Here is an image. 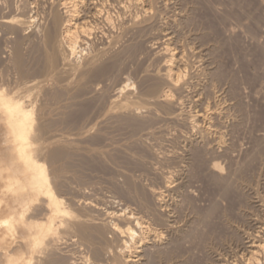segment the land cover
Segmentation results:
<instances>
[{
    "label": "rangeland",
    "instance_id": "374dc122",
    "mask_svg": "<svg viewBox=\"0 0 264 264\" xmlns=\"http://www.w3.org/2000/svg\"><path fill=\"white\" fill-rule=\"evenodd\" d=\"M10 1L9 0H0V7H1L0 12L2 11L0 13V21L6 19V17H8V18L17 17V16L22 17L23 15H24L23 16L24 18L26 17L25 19H29L30 18L29 16L36 14L35 13L36 11H38V13L39 12L41 13L39 15V18H40V16L42 14H44V11L48 10V7H49L48 3L45 0L42 1L43 4L40 5V7H39L41 9L40 11L38 8L35 7V4H33L31 2H27L28 0H20V1L19 0H17V1L16 0H13V1L10 0ZM147 1L150 4V8H151L150 10H152L153 13L150 11L151 14L150 13L147 15L144 14V16H143V13L141 12L140 6H138V8H136V6H134L133 3H131V4L127 3L129 6L127 4H125V5H127L126 9H128V10H125L126 13H124L125 11H122L123 10L122 9L123 3H118L115 1L113 2V0H108V3L111 5L110 6L108 3H106L107 2V0H106L105 1V3H106L105 4V11L109 12V14L111 16L110 17L111 22L109 20L106 23L101 18L95 19V21L97 20L95 23L96 28L93 30V33H95L94 34L95 36L92 33V35L94 37L91 35L92 38L86 40L87 43H82V48H84L83 52L79 53L78 57L75 58L78 61H74V62L72 61L73 63H75L74 66H72L73 64L71 63L70 64L71 67L66 66L68 68V69L65 68L66 70L64 69L63 65H60V63H59L60 61L52 62L53 59L51 58L52 57L51 52H53V51L49 50V49L52 50L51 46L48 43L45 44L46 43L44 40L45 38L41 37L43 32L40 31V28L38 25V20L34 24L31 23L32 25L29 24L30 26L29 25L25 26V28L23 30L24 32L23 31H15L17 33V35L15 32H10L11 34H9V32L7 30L5 31L4 26L3 27L0 26V39H1L0 40V72L3 71L2 73H0V76H1L0 79L1 80L3 79V81L0 80V85H2V86H0V89L4 88L7 91V89L9 90V88H10L9 91L12 94L13 93L14 94L20 93L22 95H29L27 93H30V95H32L34 93L32 95V97L34 95L36 96V97L34 96L35 98L33 97V99L29 98L31 96H27V99L32 100V101L34 99H36V101L35 100L34 101L37 103L35 104V102L33 101L34 104L37 106H38V104L40 105L39 106L40 109L37 110V114H38L37 115V117H38L37 122L39 121L41 123H44L43 121H45L46 127L48 129H50V130H48L45 127L42 129V132L40 131L39 135L40 136L42 135L44 137V139H42L43 137L39 136V138H41V140L38 139V141L43 140L42 141L43 144H44V141H45V145L49 144L48 147L43 145L44 155H43V152H41L40 155L43 158L44 157L46 158V159L44 158V160L46 161L48 168L50 167L49 171H50V173L52 172L51 173L52 180L54 181V179H55V181H54L55 188H56L57 192L59 193V195L62 194L61 196L64 197L65 200H68L66 202L69 203V201H70L69 199L71 198V196H72V198L77 197L76 199H80V198L84 197V194H86L85 197H88L92 200H97V201L101 200L102 202L104 201L105 204L108 203V204H106L107 206H111L113 204L115 206L120 204V206H121V203H122V205L124 203L125 205H130L131 208H133V209L139 210L140 209V207L138 206L139 203H137L138 202L137 200H134V198L136 199V197H134V196L130 197L127 194V192H128L127 190L132 191L133 195H136L134 193H136L137 191L140 192L144 189L147 190L146 191L147 193L149 192L148 190L150 188H155V189L159 190V189L164 187L163 186L165 183L164 180L166 178V176L164 174H167V177L172 176L173 181H175V185L172 184V188H171L170 192H168V194H167L168 196L166 197L167 199H165L166 200L165 203L167 202L168 204L166 203V206H165L166 211L165 210H164L165 212L163 211V213H164V215L162 216L163 221L161 220L159 222V226H158L159 228H161V230H163V232H164L163 236L164 237L162 238L160 243L155 244V247L152 244V242L148 243L147 248L144 252L145 253L144 259L139 262L140 264H157V263L158 264H164V263L165 264H184L185 262H186L185 264H200V263L201 264H244V263L245 264H256V263H253L254 261L249 262L247 260V257L249 256L248 251H247V244L249 243V241H252V240L263 239L260 241L262 242V244L264 246V228H263L264 227V0H156V1L155 0L154 1L153 0H147ZM4 3H6V4H4ZM10 3H11V6H13L12 8L9 5ZM28 3H29V5H28ZM28 6L30 8H28ZM46 6H48V7H46ZM14 7H16V8H14ZM34 8H36L37 10ZM42 8L43 9L46 8V9L44 11H42L43 10ZM106 8H108V9H106ZM15 10H16V12H15ZM9 13H10V15H9ZM20 13H22V14L20 15ZM15 14H16V16H15ZM129 15H130V17H129ZM156 15H157V17H156ZM124 16H125V18H124ZM119 18H121V19H119ZM99 20H101V21H99ZM128 20H130V21H128ZM132 20H134V21L132 22ZM125 24H127V25H125ZM99 25H100V27H97ZM38 28H39L40 32L38 31ZM131 28L132 29L134 28L135 30L133 29V31H132ZM144 28H146V29H144ZM126 29H128V30H126ZM1 30L3 32H1ZM162 31H163V33H162ZM165 31L167 33H170V38L172 40L170 42L172 43L173 47H177V49L180 52H182L183 55H185V56H183V59L185 61L184 63L186 64V69L188 70V71L186 70L187 72H185V74L186 73L187 74L185 75L186 79H184V81H186L184 83L185 93H184V91L183 92L178 91V90H174L176 92L173 91L176 99L180 100L179 107L181 108V111L183 113V115L178 117L179 119L178 118L177 119L172 118L173 120L169 119V118L173 117L172 116L173 113L171 114V112L169 111V113H170L169 114V113H167V110H163L160 107L158 109L157 105L149 103L151 100H154L159 95L158 94L159 92L161 95L163 93L164 89L165 90L168 89V87L167 86L164 87L165 85L163 84L162 86L164 89H162V86L159 85L160 87H158L159 89L156 92L157 94L155 93L153 95V93L151 92V87H153L154 85H158L157 83H159L158 80L156 79L157 77L153 73L156 74V72L159 71L161 69V67H163L162 63H163L164 59L162 58V56H160L158 54V51L162 47L161 45L164 44L166 41H168L166 39L167 37L163 36V34H165L164 33ZM39 33H41V34H39ZM140 33H141V35H140ZM149 34H152L155 37L152 35H149ZM157 34H159V35H157ZM28 36L30 37L29 39H28ZM16 37H18V39ZM19 39H20V41H19ZM165 39H166V41H165ZM6 40H10L11 42L6 41ZM42 40H44L43 43H42ZM129 40L131 41V43ZM144 40H146V41H144ZM17 41H19V42L17 43ZM26 43H27V45H26ZM88 43H89V45H88ZM133 43H134V45H133ZM14 44H15V46H14ZM131 44H132V46H131ZM46 45H48V47ZM126 45L128 47H126ZM151 45H152V47H151ZM19 46L21 47V51H22V62L21 63H24V65L20 63L21 66L19 65V63L17 62V59H16L17 49ZM133 47H134V49L135 48L136 49L134 50ZM149 47H151V48H149ZM37 48H39V49H37ZM130 48H131L133 54H130L131 53ZM86 50H87V52H84ZM97 50L99 52H95ZM125 50H127V51H125ZM30 51H32V52H30ZM47 52H49L48 53L49 55L47 54ZM156 52H157V54H156ZM11 53H12V55H11ZM127 53H129V54H127ZM30 55H32V56H30ZM103 55L105 58L103 57ZM111 55H113L115 58ZM201 55H203V56H201ZM46 57H48V58H46ZM92 59H93V61H92ZM116 60H117V62H116ZM90 61L93 63H91ZM98 61H100V62H98ZM51 62L57 66V67H55V65L53 64V68H55L54 70L52 69V67L50 68L48 66V64H50ZM88 62H90L91 64L89 65ZM104 62L106 64H104ZM114 63H116V64H114ZM42 64H43V66H41ZM22 65L24 68L22 67ZM91 65H92V68H91ZM190 65H191V67H189ZM78 66H79V68H78ZM151 66H153V67H151ZM48 68L50 70H47ZM45 69H46V71H48L49 75L47 74ZM61 69H62V71L65 70L66 72L65 71H63V72L67 73V74L60 72ZM99 69L101 70L102 73L103 72L104 73L101 74ZM87 70L89 72H87ZM97 70H99L98 72H100V73H97ZM102 70H105V71H102ZM152 70L153 71L156 70V72H151ZM133 71H135V72H133ZM142 72L143 73L145 72V74H147V75L143 74ZM5 73H7V74H5ZM17 73H18V76H17ZM35 73H37L36 75L38 77L35 75ZM43 73H46L48 76H46V74H43ZM52 73H53V76H50V74L52 75ZM86 73H87V75H86ZM197 73H199V74H197ZM82 74H84V75L82 76ZM150 74H152L151 75L152 77H150ZM33 76L35 78H33ZM64 76L66 78L68 77L67 78L68 80H65L66 78ZM210 76H212V77H210ZM46 77L48 79L47 82H46ZM59 77H62V78H59ZM70 77L72 78V80L74 79L75 81L74 80L72 81ZM85 77H86V79H85ZM14 78H16V79H14ZM27 79H29V80H27ZM34 79H36L37 81L40 82L39 87L41 90L39 89V91L41 94L38 93L39 92L38 90L35 91V89L31 90V92H33L32 94L30 91H28L26 93V90H28L27 86L32 84V82L36 81ZM21 80H23V81L20 82ZM30 80H33V81L31 82ZM60 80H62V81H60ZM9 81L11 83L8 87L7 84H9ZM209 81H211V82H209ZM41 82H43V83H41ZM14 84H15V86H14ZM48 84H50V85L48 86ZM70 84H72V85H70ZM73 84L74 85L76 84V85L74 86ZM100 84H101V86H99ZM209 84H211V86ZM55 85H57V86H55ZM61 87H63V88H61ZM69 87H70V89H68ZM85 87H88V88H85ZM94 87L97 89H95ZM204 87H206V88H204ZM65 88H67V89H65ZM79 88H81V89H79ZM120 88H123V89H120ZM23 90L25 92H23ZM93 90L95 91L94 93H93ZM121 90H122V92H121ZM70 91H72V92H70ZM148 91H150L151 93ZM53 92H54V95H53ZM56 92H58V93H56ZM49 93H50V95H49ZM51 93H52V95H51ZM145 93L147 94V96L145 95ZM178 93H179V95L177 96ZM127 94L128 95L131 94V96H128ZM141 94H142V97H141ZM55 95H56V97H55ZM77 95H78V97H77ZM60 96L64 97V98H61ZM153 96L155 98H153ZM127 97H129V99ZM40 98H41V101H40ZM55 98H57L58 100L57 99L55 100ZM72 98H73V100H72ZM121 98L125 101L123 102V100ZM178 98H180V99H178ZM133 99H135V102ZM231 99H233V100H231ZM102 100H104V101H102ZM114 100H115V102H114ZM49 101H51L53 103V105L51 102H50L51 103L50 104ZM58 101H60V102H58ZM63 101H64V103H63ZM141 101L143 102V104L141 103ZM56 102H57V104H56ZM67 102H68V104H67ZM121 102L122 103H125V102L136 103L137 102L136 104L140 106L141 112L139 110V113H138L139 115L138 114L134 115L136 117L133 120L132 119L134 117V116L132 117L133 114L131 115V113H129V111H127L126 109L120 108L119 106L118 107L121 109V110H119L120 112L118 111L117 108L115 109V106ZM139 102L141 105L139 104ZM55 104H56L58 110H56L57 108H55L56 107ZM42 105H43V107H41ZM207 105L208 106H214L215 105V109L217 111H219V117H218V119L213 120L215 127H213V129L211 131H209L211 133H209V132L203 133L202 131H200L202 133V135H201V133L199 132V129L197 130V129L191 128V126L189 127V125H187L184 122V118L188 115L191 116V115H195L197 112H202L203 110H205L208 107ZM49 106H50V108H49ZM141 106H142V108H141ZM155 106H157V107H155ZM59 107L60 108L62 107V108L59 109ZM85 107H86L87 111L85 110ZM143 107H144V109H143ZM37 109H38V107H37ZM51 109H52V111H51ZM68 109H69V111H68ZM123 109L126 110V112L125 111L123 112ZM195 109H196V111H194ZM41 110H43V111H41ZM49 110L51 112H53V111L54 112L49 113ZM63 110H64V113H63ZM83 110H85V111H83ZM220 111H222V112H220ZM121 112H123V114ZM88 113H89V115H91L93 117L91 118V116L87 115ZM118 113H120V114L116 115ZM141 113H143V114H141ZM120 115H121V117H120ZM123 116H125V117H123ZM126 116L128 119L126 118ZM128 116H130L131 118H129ZM85 117H86V119H85ZM41 118H43V120ZM145 118L147 119V121L148 120L149 121L147 122L145 120ZM51 119H53V120H51ZM116 119H118V121ZM131 119L133 121H131ZM157 120H158V122H157ZM177 120H179L180 122ZM63 121H64V123H63ZM96 121H98V122H96ZM105 121L107 124L105 123ZM207 121L208 122H206V124L209 123V121H212V119L207 120ZM143 122H144V124H143ZM155 122H157V123H155ZM161 122H163V123H161ZM131 123L132 124L134 123V125H131ZM171 123H173V124H171ZM71 125H72V127H71ZM112 125H115V126H112ZM164 125L166 126V128H164L165 127ZM3 126H5L4 130L6 131V133H4L5 132L4 130H2L4 128ZM173 126H174V129H173ZM116 127H118L119 129ZM56 128L58 131L59 130L60 131L57 132ZM93 128H94V130H93ZM122 128H123V130H122ZM151 128H152V130H151ZM142 129H144V130H142ZM178 129H180V130H178ZM0 130L4 133L3 134L2 132H0V169H1L0 171L2 172L3 171L2 169H5V171H3V173L0 172V179H1L0 182L3 181L0 184V218H1L3 216L5 217L8 213L7 212L8 210H6L8 208H6V207L9 206L8 205L9 200H10L11 204L17 203L16 197L19 195L18 194L19 190L16 186L20 187L21 185L19 186V183H17V184L15 183V184H13V185H15V187H14L13 185L11 186L9 183H11V182L13 183V180H11V179H14L15 181H17V179L20 176H22V174L19 172L20 171L19 169L17 170V168H15L17 160L15 161V159L12 156H10V154H9L10 151L7 147V144L10 145L11 143L10 142L7 143L6 139H7V137H9L10 134L8 135V133H7L9 131H7L6 123L4 121H0ZM68 130H70V131H68ZM159 130H161V131L163 130V131L161 132ZM169 130H171L172 133ZM183 130H184V132L185 131L186 132L184 133ZM83 131H85V132H83ZM111 131H113V132L110 133ZM166 131H169V132H166ZM48 132H51V133L49 134ZM116 132H118V133H116ZM197 132L199 133V135ZM38 133H39V131H38ZM79 133H81V134H79ZM148 133H149V135H148ZM65 134H66V136H65ZM150 134H152V135H150ZM158 134L160 136H157ZM60 135L62 137H60ZM135 135H136V137H135ZM164 135H166V136H164ZM176 135H177V137H176ZM5 136H6V138H4ZM55 136H56V138H54ZM151 136H153V137H151ZM47 137H49V138L47 139ZM219 137H221L222 141H219L220 140ZM114 138H115V140H114ZM126 138H128V139H126ZM4 140L7 143L6 147H4L5 146V143L3 142ZM51 140H53V141L55 140L54 143H53V141L51 142ZM51 143H52V145H50ZM139 143H141V144H139ZM152 143H153V145H152ZM61 144H63V146ZM117 144L118 145L121 144L118 146L119 148L117 147ZM133 144H134V146H133ZM203 144H204V146H203ZM160 145H162V146H160ZM69 146L72 148H70ZM122 146H124V147H122ZM139 146L141 148H138ZM50 147H52V149H50ZM55 147H57V148H55ZM134 147H136V148H134ZM5 148H7L8 150L4 151ZM45 148H47L46 151H45ZM63 148H64V150H63ZM73 148H74V150H73ZM173 148H175V149H173ZM193 148H194V150H193ZM201 148H202V151L200 150ZM54 149H56V150L59 149L61 152L63 151L62 152L63 155H61L63 157L57 156L58 159L57 158L55 159V157L52 158V156H50L52 152H50V151L51 150L53 151ZM67 149H69V150H67ZM182 149H186V150H182ZM2 151L7 152V153L4 154ZM8 151H9V153H8ZM171 151H173V152H171ZM196 151H198V153ZM211 151L213 152V154ZM77 153H79V154H77ZM85 153H87V154H85ZM166 153H167V155H165ZM171 153L173 154V156L171 155ZM7 154H8V156H5L6 159H2V158H4V155H7ZM206 155H207V157H206ZM47 156H50L51 158H49ZM104 156L106 158H104ZM212 156H213V158H212ZM178 158H179V160H178ZM47 159H49V160H47ZM160 159H161V161H160ZM171 159H173V160H171ZM185 159H187V160H185ZM41 160H42V158H41ZM73 160H74V162H73ZM104 160H105V162H104ZM124 160H126V161H124ZM12 161H15V163ZM92 161H94V162H92ZM49 163H51V165ZM149 163L152 165H150ZM12 164H14V167L12 166ZM9 165H11V166H9ZM115 165H117V166H115ZM129 165H130V167H129ZM119 166H121V167H119ZM10 167H13L15 170L13 168L10 169ZM90 167H91V169H90ZM123 167L127 170H125ZM116 168H118L119 170H117ZM208 168H211V169H208ZM64 169H65V171H64ZM79 169H80V171H79ZM170 169H172V170H170ZM70 170H72V171H70ZM105 170H107V171H105ZM166 170L168 171V173ZM173 170H175V171L173 172ZM8 171L10 174H8ZM103 171H105V172H103ZM4 173H6V175ZM2 174H4V176ZM19 174H21V175H19ZM132 174H134V176ZM12 175H15V176H12ZM88 175H90V176H88ZM7 176H9L10 180L8 178H6ZM162 176H163V178H162ZM16 177H17V179H16ZM135 177H136V179H135ZM219 177L222 179L220 180ZM62 178L65 180L62 181ZM3 179H5V180H3ZM74 179H76V180H74ZM79 179H81L82 181ZM195 179H197V180H195ZM119 180H120V182H118ZM132 180H134V182ZM236 180L239 184L236 182ZM5 181H6V183H5ZM77 181H79V182L77 183ZM7 182H9V183H7ZM81 182H82V184H81ZM145 182H147V185L145 184ZM130 183L132 186L129 185ZM233 183H234V185H232ZM20 184H22L21 187H23V182ZM75 184H77V185H75ZM222 184H223V186H222ZM88 185H90V186H88ZM122 185H124V186H122ZM9 186H11V187H9ZM65 186H67V187H65ZM81 186H83V187H81ZM133 186L135 188H133ZM225 186L226 187L228 186V187L226 188ZM12 187L16 188L18 190V191L16 190L18 195H15L16 193L13 192L15 189L13 190ZM69 187L70 188L73 187V188L70 189ZM84 187H85V189H83ZM130 187H131V189L132 188L133 189L132 190L128 189ZM138 187L141 189L143 187H145V188L140 190ZM233 187H235V188H233ZM24 188L25 187H23L22 189L24 190L23 192L25 193V192H27L26 191L27 188L26 189H24ZM78 188H79V190H77ZM88 188H90V189H88ZM238 188H239V190H238ZM22 189H21V191H22ZM66 190H67V192H66ZM219 190H222V191H219ZM223 190H224V192H223ZM61 191H63V192H61ZM73 191H75V193ZM188 192H189V194H188ZM124 193H126L127 196H125ZM8 194H10V195H8ZM169 195H171V196H169ZM100 196H102V197H100ZM115 196H117V197H115ZM128 196H129V199H128ZM114 197H115V199H114ZM94 198H96V199H94ZM148 198L150 201L149 206H151L152 207L151 209H153L152 211H154V210L158 211V209H156L157 207L155 206L156 202L154 201V199L150 195L148 196ZM234 198L235 199L238 198V199L235 200ZM14 199H15V201H14L15 203L13 202ZM117 200L120 202H118ZM2 201L5 203L2 204L3 203ZM111 201L113 204H111ZM134 202H136V203H134ZM17 205H18V207L20 206L19 203H17ZM71 206H72V209L75 208V206L74 207H73V205H71ZM32 208L30 209V212H29V215L31 214L29 217L31 222H30L29 218H26V217L22 218V219H26L28 225H25L24 222L22 221V219L19 217L20 208H18V210L16 211V214H17L16 220H14V226L12 227V229L9 230L7 226H4V228H1L3 231L0 230V238H1L0 239V256H1L0 257V262H1L0 264H7V262H8L7 261V255H5V254H8L9 251H12L10 253H12V255L15 256V260H17L19 262V264H37V263L38 264H66L68 262V258H72V257H73L72 260H75L76 258H77L76 259L77 261L81 260L79 257H81V254L83 251L82 248L80 249V246L74 245L72 243V241H70V240H69L70 242L68 241L69 231L67 230L66 226L62 227L64 224L62 225L59 222L57 223V225L60 224L59 227L61 226L62 229H58V233L56 235H55V233H54V235L51 233L52 235H50L51 238L48 237V242H50V243L55 242L57 244L59 243L58 245L62 246L61 247L62 249L60 250V252L62 253V251H63V253H65V254H63V253L62 254L65 256L62 255V257H64V259L62 257H59V258L60 259L62 258V260L64 262L59 260V258H56L54 251L52 250V246L49 244H45V245L43 244L42 247L39 248V251L41 253L38 251V249H36L35 251L30 250L31 244H32L30 242H32V240H31L32 238H31V236H29V234L32 235L34 233L33 236L35 237V233L37 231L36 228H38L36 226V223H38V221L45 223V221L47 219H49V218H47L49 216L48 213L42 212L44 207L43 208H41V206L34 207V209L36 208L35 210H37V211H35ZM149 209H150V207H149ZM44 210H46V208H44ZM73 210L75 211L76 209H73ZM40 212H41V214H40ZM44 213L47 214V217L45 216ZM231 214H233L234 216ZM210 215H211V217H210ZM39 217H40V219H39ZM217 217L219 220L217 219ZM221 217H222V219H221ZM19 219H20V221H19ZM58 220H60V219H58ZM204 220L206 222L208 220V222L205 223ZM48 221H46V223ZM214 222H215V224H213ZM17 223L19 224V226ZM29 223H31V224L33 223L34 225L33 224L30 225ZM207 224H208V226H207ZM57 225H56V227H57ZM174 225H175V227H174ZM193 225H194V227H193ZM196 225H197V227H196ZM20 226H21V228H19ZM27 226H29V227L27 228ZM33 226L35 229L32 228ZM203 226H204V228H202ZM240 226H243V227H240ZM6 227H7V230H5ZM59 227H57V228H59ZM65 227H66V229H65ZM218 227H220V228H218ZM233 227H234V229H233ZM22 228H23V230H22ZM171 228H172V230H171ZM30 231L33 233H31ZM255 231H256V233H255ZM25 233H26V235H25ZM182 234H184V235L182 236ZM62 237H64V238H62ZM52 238H54V239H52ZM57 239L59 242L57 241ZM65 240H67V241H65ZM191 240H193V241H191ZM63 241H65V243ZM172 241H173V243H172ZM218 241H220V242H218ZM217 243H219V245ZM201 245L202 246L204 245V246L201 247ZM20 247H22V248H20ZM180 248H182V249H180ZM213 249H215V250H213ZM2 251H3V253H2ZM43 253H44V255H43ZM68 254H69V256L71 254V257H69ZM179 254H180V256H179ZM208 254H210V255H208ZM72 255H74V256H72ZM166 255H167V257H166ZM217 255H218V257H217ZM31 257H33L32 262H30ZM65 257H68V258H65ZM51 258H53V259H51ZM214 258H216V259H214ZM259 258L261 259V261H263L262 263L264 264V247H262L259 251ZM66 259H67V262L65 263ZM167 259L169 261H167ZM163 260H165V262ZM177 261H179V262H177ZM80 262H82V264L85 263V261H83V260L79 261V264H81ZM107 264H120V262H118V261L113 262V260H109Z\"/></svg>",
    "mask_w": 264,
    "mask_h": 264
},
{
    "label": "bare ground",
    "instance_id": "6f19581e",
    "mask_svg": "<svg viewBox=\"0 0 264 264\" xmlns=\"http://www.w3.org/2000/svg\"><path fill=\"white\" fill-rule=\"evenodd\" d=\"M10 1V0H9ZM13 1V0H12ZM17 1V0H16ZM20 1V0H19ZM42 1L43 0H28L27 2H31V3H33V4H35V7L36 8H38L39 9V11L41 10L39 7H40V5H42L43 3H42ZM47 3H48V5H49V7L48 6H46V7H48V10H46V11H44L45 9H43L42 11H44V14H42L41 16H40V18H39V15L41 14L40 12L38 13V11H36L35 13L36 14H33V15H30L29 17V19H25L23 16L22 17H20V16H17V17H12V18H8V17H6V19H4V20H1L0 21V26H4L5 27V31L7 30L8 32H9V34H11L10 32H15V31H23L24 30V28H25V26H27V25H32V24H34L37 20H38V25H39V28H40V31H42L43 32V34H42V36L41 37H44L43 39L45 40V44H49L50 46H51V48H52V50L51 49H49L50 51H53V52H51L52 53V62H54V61H60L59 63H60V65H63V67H64V69L66 68V69H68L67 67L68 66H70V64L72 63L73 65L72 66H74V64L75 63H73L74 61H78V60H76L75 58H77L78 57V54L79 53H81V52H83V49L84 48H82V43H87V41L86 40H88V39H90V38H92V36L95 34V33H93V30L96 28V21H95V19H97V18H101V19H103V21L104 22H108L109 20H110V22H111V19H110V14H109V12L108 11H105V4L106 3H108V0H107V2L105 3V1L106 0H45ZM44 1V2H45ZM118 2V3H123L122 4V11H125V10H128V9H126V6L128 5L127 3H129V4H131V3H133L134 4V6H136V8H138V6H140L141 7V12L143 13V16H144V14L145 15H147V14H149L150 13V11L152 12V10H150L151 8H150V4H149V2L147 1V0H113V2ZM154 1V0H153ZM156 1V0H155ZM3 2V1H2ZM11 2V1H10ZM22 2V1H21ZM24 2V1H23ZM26 2V3H27ZM112 2V3H113ZM7 3V2H6ZM6 3H4V4H6ZM25 3V4H26ZM16 4V3H15ZM109 4V3H108ZM125 4H127V5H125ZM10 6H11V3L9 4ZM13 5V4H12ZM28 5H29V3H28ZM110 5V4H109ZM115 5V4H114ZM119 5V4H118ZM24 6V5H23ZM22 6V7H23ZM111 6V5H110ZM120 6V5H119ZM129 6V5H128ZM158 6V5H157ZM13 6H11V8H12ZM25 7V6H24ZM139 7V8H140ZM1 8V7H0ZM4 8V7H3ZM7 8V7H6ZM10 8V9H11ZM14 8H16V7H14ZM13 8V9H14ZM18 8V7H17ZM28 8H30L29 6H28ZM36 8H34V9H36ZM166 8V7H165ZM9 9V10H10ZM106 9H108V8H106ZM121 9V8H120ZM153 9V8H152ZM3 10V9H2ZM8 10V9H7ZM22 10V9H21ZM24 10V9H23ZM37 10V9H36ZM165 10V9H164ZM4 11V10H3ZM110 11V10H109ZM120 11V10H119ZM133 11V10H132ZM137 11V10H136ZM158 11V10H157ZM2 12V11H1ZM0 12V13H1ZM5 12V11H4ZM12 12V11H11ZM15 12H16V10H15ZM23 12V11H22ZM25 13V12H24ZM23 13V14H24ZM117 13V12H116ZM121 13V12H120ZM124 13H126V11L124 12ZM153 13V12H152ZM13 14V13H12ZM22 13H20V15H21ZM29 14V13H28ZM151 14V13H150ZM157 14V13H156ZM162 14V13H161ZM8 15V14H7ZM6 15V16H7ZM9 15H10V13H9ZM118 15V14H117ZM138 15V14H137ZM153 15V14H152ZM15 16H16V14H15ZM160 16V15H159ZM3 17V16H2ZM120 17V16H119ZM129 17H130V15H129ZM156 17H157V15H156ZM114 18V17H113ZM124 18H125V16H124ZM138 18V17H137ZM119 19H121V18H119ZM139 19V18H138ZM137 19V20H138ZM135 20V19H134ZM134 20H132V22L134 21ZM147 20V19H146ZM159 20V19H158ZM99 21H101V20H99ZM128 21H130V20H128ZM143 22V21H142ZM153 22V21H152ZM159 22V21H158ZM32 23V24H31ZM102 23V22H101ZM45 24V25H44ZM105 24V23H104ZM119 24V23H118ZM137 24V23H136ZM144 24V23H143ZM29 25V26H30ZM125 25H127V24H125ZM129 25V24H128ZM159 25V24H158ZM37 26V25H36ZM143 26V25H142ZM141 26V27H142ZM33 27V26H32ZM97 27H100V25L99 26H97ZM133 27V26H132ZM151 27V26H150ZM39 28H38V31H39ZM111 28V27H110ZM116 28V27H115ZM126 28V27H125ZM124 28V29H125ZM148 28V27H147ZM152 28V27H151ZM154 28V27H153ZM4 29V28H3ZM30 29V28H29ZM37 29V28H36ZM112 29V28H111ZM132 29V28H131ZM134 29V28H133ZM133 29H132V31H133ZM141 29V28H140ZM143 29V28H142ZM144 29H146V28H144ZM156 29V28H155ZM28 30V29H27ZM106 30V29H105ZM126 30H128V29H126ZM125 30V31H126ZM135 30V29H134ZM162 30V29H161ZM39 31V32H40ZM101 31V30H100ZM150 31V30H149ZM157 31V30H156ZM160 31V30H159ZM1 32H3L2 30H1ZM24 32V31H23ZM22 32V33H23ZM26 32V31H25ZM28 32V31H27ZM30 32V31H29ZM36 32V31H35ZM104 32V31H103ZM109 32V31H108ZM175 32V31H174ZM16 33V32H15ZM20 33V32H19ZM92 33H93V35H92ZM124 33V32H123ZM150 33V32H149ZM152 33V32H151ZM162 33H163V31H162ZM161 33V34H162ZM165 34H163V36L164 37H167L166 39L168 40V41H166V39H165V43L164 44H162L161 46V48H160V50L158 51V54L160 55V56H162V58L164 59V61H163V63H162V65H163V67H161V69L159 70V71H157L156 72V70L155 71H151V72H156V74L155 73H153L157 78V80H158V82L159 83H157L158 85H154L153 87H151V92L153 93V95L158 91V87H160V86H162L163 84L165 85L164 87H168V89H164L163 88V86H162V89H164V91H163V93L160 95V92L158 93L159 95L155 98L154 96H153V98H155L154 100H151L149 103L150 104H155V105H157L158 106V109H159V107L161 108V109H163V110H167V113H169V111L171 112V114H172V116L173 117H171V118H169V119H172V118H178V117H180L181 115H183V113H182V111H181V108L179 107V103H180V100H177L176 99V97H175V94L173 93V91L174 90H178V91H181V92H183L184 91V93H185V88H184V83L186 82V81H184V79H186L185 78V75L187 74H185V72H187L188 70L186 69V64L184 63L185 61H184V59H183V56H185V55H183L182 54V52H180L178 49H177V47H173V45H172V43L170 42V41H172L171 40V38H170V33H167L166 31L164 32ZM7 34V33H6ZM28 34V33H27ZM36 34V33H35ZM39 34H41V33H39ZM133 34V33H132ZM154 34V33H153ZM16 35H17V33H16ZM20 35V34H19ZM92 35V36H91ZM116 35V34H115ZM134 35V34H133ZM136 35V34H135ZM138 35V34H137ZM140 35H141V33H140ZM149 35H152V34H149ZM155 35V34H154ZM154 35H152V36H154ZM157 35H159V34H157ZM172 35V34H171ZM7 36V35H6ZM25 36V35H24ZM95 36V35H94ZM93 36V37H94ZM129 36V35H128ZM145 36V35H144ZM173 36V35H172ZM9 37V36H8ZM23 37V36H22ZM117 37V36H116ZM138 37V36H137ZM155 37V36H154ZM17 39H18V37H16ZM30 37L28 36V39H29ZM142 38V37H141ZM148 38V37H147ZM153 38V37H152ZM157 38V37H156ZM12 39V38H11ZM37 39V38H36ZM159 39V38H158ZM1 40V39H0ZM5 40V39H4ZM16 40V39H15ZM44 40H42V43H43V41ZM101 40V39H100ZM103 40V39H102ZM120 40V39H119ZM143 40V39H142ZM150 40V39H149ZM3 41V40H2ZM1 41V42H2ZM6 41H10V40H6ZM19 41H20V39H19ZM19 41H17V43L19 42ZM34 41V40H33ZM41 41V40H40ZM130 41V40H129ZM133 41V40H132ZM144 41H146V40H144ZM11 42V41H10ZM134 42V41H133ZM156 42V41H155ZM3 43V42H2ZM31 43V42H30ZM105 43V42H104ZM130 43H131V41H130ZM150 43V42H149ZM108 44V43H107ZM114 44V43H113ZM19 45V44H18ZM24 45V44H23ZM26 45H27V43H26ZM30 45V44H29ZM84 45V44H83ZM88 45H89V43H88ZM125 45V44H124ZM133 45H134V43H133ZM14 46H15V44H14ZM47 47H48V45H46ZM104 46V45H103ZM111 46V45H110ZM131 46H132V44H131ZM141 46V45H140ZM24 47V46H23ZM37 47V46H36ZM87 47V46H86ZM124 47V46H123ZM126 47H128L127 45H126ZM135 47V46H134ZM134 47H133V49H134ZM142 47V46H141ZM151 47H152V45H151ZM151 47H149V48H151ZM13 48V47H12ZM29 48V47H28ZM14 49V48H13ZM16 49V48H15ZM37 49H39V48H37ZM107 49V48H106ZM126 49V48H125ZM129 49V48H128ZM136 49V48H135ZM134 49V50H135ZM143 49V48H142ZM130 50H131V48H130ZM129 50V51H130ZM157 50V49H156ZM14 51V50H13ZM39 51V50H38ZM43 51V50H42ZM125 51H127V50H125ZM124 51V52H125ZM145 51V50H144ZM151 51V50H150ZM28 52V51H27ZM30 52H32V51H30ZM37 52V51H36ZM40 52V51H39ZM84 52H87V50L86 51H84ZM95 52H99L98 50L97 51H95ZM140 52V51H139ZM192 52V51H191ZM3 53V52H2ZM44 53V52H43ZM49 52H47V54H48ZM120 53V52H119ZM141 53V52H140ZM194 53V52H193ZM203 53V52H202ZM4 54V53H3ZM88 54V53H87ZM127 54H129V53H127ZM130 54H133L132 53V50H131V53ZM147 54V53H146ZM155 54V53H154ZM156 54H157V52H156ZM11 55H12V53H11ZM17 56H16V59H17V62L19 63V65H20V63L22 62V51H21V47L19 46L18 47V49H17V54H16ZM34 55V54H33ZM39 55V54H38ZM44 55V54H43ZM49 55V54H48ZM89 55V54H88ZM120 55V54H119ZM135 55V54H134ZM141 55V54H140ZM158 55V56H159ZM30 56H32V55H30ZM42 56V55H41ZM111 56H113V55H111ZM124 56V55H123ZM201 56H203V55H201ZM29 57V56H28ZM49 57V56H48ZM48 57H46V58H48ZM96 57V56H95ZM102 57V56H101ZM103 57H104V55H103ZM114 57V56H113ZM128 57V56H127ZM137 57V56H136ZM41 58V57H40ZM44 58V57H43ZM82 58V57H81ZM97 58V57H96ZM105 58V57H104ZM115 58V57H114ZM139 58V57H138ZM196 58V57H195ZM2 59V58H1ZM26 59V58H25ZM35 59V58H34ZM33 59V60H34ZM75 59V60H74ZM84 59V58H83ZM87 59V58H86ZM95 59V58H94ZM109 59V58H108ZM107 59V60H108ZM161 59V58H160ZM39 60V59H38ZM45 60V59H44ZM50 60V59H49ZM91 60V59H90ZM97 60V59H96ZM95 60V61H96ZM101 60V59H100ZM194 60V59H193ZM27 61V60H26ZM37 61V60H36ZM48 61V60H47ZM73 61V62H72ZM88 61V60H87ZM86 61V62H87ZM92 61H93V59H92ZM189 61V60H188ZM198 61V60H197ZM39 62V61H38ZM49 62V61H48ZM50 63V64H48V66L51 68L52 67V69L54 70L55 68H53V64L54 63ZM91 62V61H90ZM88 62L89 63V65L91 64V63H93V62ZM98 62H100V61H98ZM116 62H117V60H116ZM153 63V62H152ZM158 63V62H157ZM188 63V62H187ZM21 64H23L24 65V63H21ZM47 64V63H46ZM78 64V63H77ZM104 64H106L105 62H104ZM114 64H116V63H114ZM150 64V63H149ZM191 64V63H190ZM5 65V64H4ZM23 65H22V67H23ZM31 65V64H30ZM40 65V64H39ZM55 65V64H54ZM79 65V64H78ZM84 65V64H83ZM154 65V64H153ZM161 65V66H162ZM3 66V65H2ZM21 66V65H20ZM29 66V65H28ZM41 66H43V64L41 65ZM67 66V67H66ZM86 66V65H85ZM88 66V65H87ZM96 66V65H95ZM118 66V65H117ZM116 66V67H117ZM16 67V66H15ZM30 67V66H29ZM46 67V66H45ZM55 67H57L56 65H55ZM71 67V66H70ZM151 67H153V66H151ZM189 67H191V65L189 66ZM20 68V67H19ZM24 68V67H23ZM35 68V67H34ZM78 68H79V66H78ZM77 68V69H78ZM89 68V67H88ZM91 68H92V65H91ZM98 68V67H97ZM6 69V68H5ZM37 69V68H36ZM65 69V70H66ZM74 69V68H73ZM76 69V70H77ZM28 70V69H27ZM26 70V71H27ZM47 70H50L49 68L47 69ZM65 70H63V71H65ZM100 70V69H99ZM99 70H97V73H100L101 72V70H100V72H98ZM150 70V69H149ZM187 70V71H186ZM32 71V70H31ZM30 71V72H31ZM45 71H46V69H45ZM56 71V70H55ZM62 71V69L60 70V72H63ZM74 71V70H73ZM102 71H105V70H102ZM112 71V70H111ZM3 72V71H2ZM2 72H0V73H2ZM10 72V71H9ZM44 72V71H43ZM47 72V74H48V71H46ZM51 72V71H50ZM54 72V71H53ZM66 72V71H65ZM69 72V71H68ZM81 72V71H80ZM87 72H89L88 70H87ZM133 72H135V71H133ZM150 72V73H151ZM193 72V71H192ZM56 73V72H55ZM64 73V72H63ZM70 73V72H69ZM91 73V72H90ZM95 73V72H94ZM104 73V72H103ZM102 72H101V74H103ZM137 73V72H136ZM143 73V72H142ZM5 74H7V73H5ZM21 74V73H20ZM24 74V73H23ZM22 74V75H23ZM37 73H35V75H36ZM41 74V73H40ZM43 74H46V73H43ZM46 74V76H48ZM59 74V73H58ZM62 74V73H61ZM64 74H67V73H64ZM89 74V73H88ZM141 74V73H140ZM143 74H145V72L143 73ZM197 74H199V73H197ZM27 75V74H26ZM60 75V74H59ZM84 74H82V76H83ZM86 75H87V73H86ZM94 75V74H93ZM145 75H147V74H145ZM152 74H150V77H152L151 76ZM195 75V74H194ZM17 76H18V73H17ZM37 76V75H36ZM50 76H53V73H52V75L50 74ZM141 76V75H140ZM144 76V75H143ZM149 76V75H148ZM191 76V75H190ZM1 77V76H0ZM3 77V76H2ZM6 77V76H5ZM10 77V76H9ZM27 77V76H26ZM38 77V76H37ZM65 77V76H64ZM154 77V76H153ZM210 77H212V76H210ZM17 78V77H16ZM16 78H14V79H16ZM33 78H35L34 76H33ZM59 78H62V77H59ZM66 78V77H65ZM68 78V77H67ZM65 79V80H68V79ZM71 78V77H70ZM75 78V77H74ZM81 78V77H80ZM79 78V79H80ZM83 78V77H82ZM102 78V77H101ZM155 78V77H154ZM153 78V79H154ZM10 79V78H9ZM8 79V80H9ZM38 79V78H37ZM51 79V78H50ZM56 79V78H55ZM78 79V78H77ZM85 79H86V77H85ZM142 79V78H141ZM218 79V78H217ZM1 80V79H0ZM26 80V79H25ZM24 80V81H25ZM27 80H29V79H27ZM34 80H36V79H34ZM43 80V79H42ZM71 80H72V78H71ZM74 80V79H73ZM72 80V81H73ZM84 80V79H83ZM90 80V79H89ZM97 80V79H96ZM146 80V79H145ZM204 80V79H203ZM1 81H3V79L1 80ZM15 81V80H14ZM17 81V80H16ZM23 80H21L20 82H22ZM31 82L33 81V80H30ZM48 81V79H47V77H46V82ZM54 81V80H53ZM60 81H62V80H60ZM70 81V80H69ZM75 81V80H74ZM85 81V80H84ZM93 81V80H92ZM98 81V80H97ZM148 81V80H147ZM155 81V80H154ZM7 82V81H6ZM18 82V81H17ZM64 82V81H63ZM80 82V81H79ZM87 82V81H86ZM149 82V81H148ZM195 82V81H194ZM209 82H211V81H209ZM2 83V82H1ZM10 81H9V84H7V86L9 87V85H10ZM15 83V82H14ZM24 83V82H23ZM41 83H43V82H41ZM50 83V82H49ZM65 83V82H64ZM67 83V82H66ZM71 83V82H70ZM78 83V82H77ZM89 83V82H88ZM127 83V82H126ZM40 82L39 81H35V82H32V84H28L29 86H27V88H28V90H26V93L28 92V91H30L31 92V90H33V89H35V91H39V89H40ZM47 84V83H46ZM57 84V83H56ZM62 84V83H61ZM156 84V83H155ZM187 84V83H186ZM191 84V83H190ZM196 84V83H195ZM203 84V83H202ZM25 85V84H24ZM50 84H48V86H49ZM70 85H72V84H70ZM74 85V84H73ZM76 85V84H75ZM74 85V86H75ZM82 85V84H81ZM94 85V84H93ZM128 85V84H127ZM150 85V84H149ZM148 85V86H149ZM160 85V86H159ZM210 86H211V84H209ZM0 86H2V85H0ZM14 86H15V84H14ZM53 86V85H52ZM55 86H57V85H55ZM96 86V85H95ZM99 86H101V84L99 85ZM123 86V85H122ZM126 86V85H125ZM144 86V85H143ZM142 86V87H143ZM6 87V86H5ZM13 87V86H12ZM18 87V86H17ZM39 87V88H38ZM72 87V86H71ZM82 87V86H81ZM90 87V86H89ZM120 87V86H119ZM134 87V86H133ZM141 87V88H142ZM207 87V86H206ZM206 87H204V88H206ZM19 88V87H18ZM38 88V89H37ZM52 88V87H51ZM61 88H63V87H61ZM85 88H88V87H85ZM95 88V87H94ZM124 88V87H123ZM123 88H120V89H123ZM136 88V87H135ZM149 88V87H148ZM222 88V87H221ZM4 89V88H3ZM2 88L0 89V121H4L5 123H6V127H7V131H9V132H7L8 133V135H9V137H7V139H6V142L8 143V142H10L11 144L9 145V144H7L6 142H5V140L3 141L4 143H5V146L4 147H6V144H7V147H8V149H9V151H10V153H9V151H8V153L10 154V156H12L14 159H15V161L17 160V163H16V167L15 168H17V170L19 169L20 171V173L22 174V176H20L18 179H17V177H16V179H17V181H15L14 179H11V180H13V183L11 182V183H9V182H7V183H9L11 186L13 185V184H17V183H19V186L21 185L22 186V184H20V183H22L23 182V187H25L24 189H26V191L27 192H23L24 190L22 189L23 187H18V186H16L17 188H18V190L16 189V188H13V192L14 193H16L15 195H18L17 197H16V201H17V203H19V207H18V205H17V203H15L14 201H15V199L13 200V202L16 204H11V202H10V200H9V202H8V207H6V208H8V209H6V210H8L7 212V215L4 217H1L0 218V230H2L1 228H4V226H7L8 227V229L10 230V229H12V227L14 226V220H16V211L18 210V208H20V215H19V217L22 219V218H24V217H26V218H29L30 217V215H29V212H30V209L32 208V209H34V207H38V206H41V208H46V210H44V208H43V210H42V212H46V213H48V217H47V214H45V216L47 217V218H49V219H47L46 221H48L47 223H46V221H45V223H43V222H39L38 221V223H36V226L38 227V228H36L37 229V231H36V233H35V237L33 236V232H31V233H33L32 235L31 234H29V236H31V240H32V242H30V243H32L31 244V248H30V250H33V251H35L36 249H38V251H39V248L40 247H42V245L44 244H49V245H51L52 246V250L54 251V254H55V256H56V258H59V257H62V255L63 254H65V253H63V251H62V253L60 252V250L62 249L61 247L62 246H59L57 243H50V242H48V237H50V235H54V233H55V235L58 233V229H62L61 228V226L59 227V225L60 224H64L62 227H64V226H66L67 227V230L69 231V239H68V241L70 240V241H72V243L74 244V245H76V246H80V249L82 248V254H81V257H79L81 260H83V261H85V263L86 264H107L108 263V261L109 260H113V262L114 261H118V262H120V264H140L139 262L141 261V260H143L144 259V256H145V250H146V248H147V245H148V243H150V242H152V244L154 245V247H155V244H157V243H160V241L162 240V238L164 237L163 235H164V232H163V230H161V228H159L158 226H159V222L162 220V216L164 215V213H163V211L165 210V206H166V203H165V199H167L166 197L168 196L167 194H168V192H170V190H171V188H172V184H174L175 185V181H173V179H172V176L170 177H167V174H164L165 176H166V178H165V183H164V187L163 188H161V189H159V190H157V189H155V188H150L148 191V193L146 192L147 190H142L143 188H145V187H143L142 189L141 188H139L140 190H142V191H140V192H136V193H134V194H136V195H133V192L132 191H129V190H127L128 192H127V194L130 196V197H136V199L134 198V200H137L138 202L137 203H139L138 204V206L140 207V209L139 210H136V209H133V208H131V206L130 205H125L124 203H123V205H122V203H121V206H120V204L119 205H114L113 203H112V201H111V204H113V205H111V206H107L106 204H108V203H106L105 204V202L103 201H101V200H99V201H97V200H92V199H90V198H88V197H85V195L86 194H84V197L83 198H80V199H76L77 197H74V198H72V196H71V198L69 199L70 201H69V203L68 202H66V201H68V200H65V198L64 197H62L61 195L62 194H60L59 195V193L57 192V190H56V188H55V184H54V181H55V179H54V181L52 180V177H51V173H50V171H49V169H50V167L48 168V166H47V164H46V161L44 160V158L40 155L41 154V152H43V150H44V148H43V145L44 146H47L48 147V145L49 144H47V145H45V141H44V144H43V140L42 141H38V139H40L41 140V138H39V134H40V131L42 132V129L43 128H45L46 127V124H45V121H43L44 123H41V122H37V120H38V117H37V110H39L40 108H39V104H38V106L37 105H35L37 102H35L36 101V99H34L33 101L35 102V104H34V102L32 101V100H29V99H27V96H31V97H29L30 99L32 98L33 99V97L35 96H33L32 97V95L34 94L33 92H31V94L32 95H30V93H27V94H29V95H22V94H12V93H10V88H9V90L7 89V91L4 89L3 90ZM45 89V88H44ZM54 89V88H53ZM60 89V88H59ZM65 89H67V88H65ZM68 89H70V87L68 88ZM74 89V88H73ZM79 89H81V88H79ZM95 89H97V88H95ZM94 89V90H95ZM137 89V88H136ZM209 89V88H208ZM211 89V88H210ZM215 89V88H214ZM22 90V89H21ZM41 90V89H40ZM83 90V89H82ZM81 90V91H82ZM92 90V89H91ZM93 90V93L95 92ZM114 90V89H113ZM9 91V92H8ZM13 91V90H12ZM18 91V90H17ZM88 91V90H87ZM125 91V90H124ZM136 91V90H135ZM140 91V90H139ZM14 92V91H13ZM19 92V91H18ZM23 92H25L24 90H23ZM47 92V91H46ZM66 92V91H65ZM70 92H72V91H70ZM74 92V91H73ZM77 92V91H76ZM83 92V91H82ZM90 92V91H89ZM121 92H122V90H121ZM148 92H150V91H148ZM147 92V93H148ZM150 92V93H151ZM174 92H176V91H174ZM206 92V91H205ZM212 92V91H211ZM220 92V91H219ZM25 93V94H26ZM37 93V92H36ZM38 93H40V91L38 92ZM48 93V92H47ZM56 93H58V92H56ZM55 93V94H56ZM86 93V92H85ZM41 94V93H40ZM66 94V93H65ZM101 94V93H100ZM103 94V93H102ZM134 94V93H133ZM157 94V93H156ZM192 94V93H191ZM226 94V93H225ZM45 95V94H44ZM49 95H50V93H49ZM51 95H52V93H51ZM53 95H54V92H53ZM58 95V94H57ZM68 95V94H67ZM73 95V94H72ZM128 95V94H127ZM145 95L147 96V94L145 93ZM179 95V93L177 94V96ZM209 95V94H208ZM40 96V95H39ZM38 96V97H39ZM64 96V95H63ZM75 96V95H74ZM109 96V95H108ZM114 96V95H113ZM112 96V97H113ZM128 96H131V94L130 95H128ZM135 96V95H134ZM137 96V95H136ZM181 96V95H180ZM188 96V95H187ZM36 97V96H35ZM34 97V98H35ZM43 97V96H42ZM51 97V96H50ZM55 97H56V95H55ZM61 97V96H60ZM77 97H78V95H77ZM102 97V96H101ZM141 97H142V94H141ZM151 97V96H150ZM192 97V96H191ZM61 98H64V97H61ZM75 98V97H74ZM94 98V97H93ZM100 98V97H99ZM117 98V97H116ZM128 99H129V97H127ZM189 98V97H188ZM57 98H55V100H56ZM68 99V98H67ZM66 99V100H67ZM76 99V98H75ZM113 99V98H112ZM122 99V98H121ZM125 99V98H124ZM136 99V98H135ZM135 99H133L134 100V102H135ZM138 99V98H137ZM178 99H180V98H178ZM197 99V98H196ZM58 100V99H57ZM61 100V99H60ZM72 100H73V98H72ZM77 100V99H76ZM95 100V99H94ZM123 100V99H122ZM132 100V99H131ZM148 100V99H147ZM185 100V99H184ZM183 100V101H184ZM194 100V99H193ZM222 100V99H221ZM231 100H233V99H231ZM230 100V101H231ZM40 101H41V98H40ZM39 101V102H40ZM52 101V100H51ZM51 101H49V103L51 102ZM62 101V100H61ZM86 101V100H85ZM102 101H104V100H102ZM118 101V100H117ZM125 100H123V102H124ZM129 101V100H128ZM149 101V100H148ZM147 101V102H148ZM220 101V100H219ZM38 102V103H39ZM53 102V101H52ZM51 102V103H52ZM58 102H60V101H58ZM73 102V101H72ZM82 102V101H81ZM114 102H115V100H114ZM138 102V101H137ZM136 102V103H137ZM195 102V101H194ZM50 103V104H51ZM55 103V102H54ZM63 103H64V101H63ZM101 103V102H100ZM136 103H131V102H129V103H127V102H125V103H118L116 106H115V109L117 108L118 109V111L119 110H121L120 108H124V109H126L127 111H129V113H131V115H132V117L134 116V115H136V114H138L139 113V110H140V106L139 105H137ZM141 103L143 104V102L141 101ZM196 103V102H195ZM217 103V102H216ZM46 104V103H45ZM48 104V103H47ZM56 104H57V102H56ZM56 104H55V106H56ZM60 104V103H59ZM67 104H68V102H67ZM66 104V105H67ZM92 104V103H91ZM111 104V103H110ZM139 104H140V102H139ZM184 104V103H183ZM199 104V103H198ZM212 104V103H211ZM228 104V103H227ZM49 105V104H48ZM47 105V106H48ZM52 105H53V103H52ZM51 105V106H52ZM62 105V104H61ZM141 105V104H140ZM68 106V105H67ZM120 108H119V107ZM144 106V105H143ZM148 106V105H147ZM151 106V105H150ZM157 106H155V107H157ZM208 106V105H207ZM226 106V105H225ZM37 107H38V109H37ZM41 107H43V105L41 106ZM65 107V106H64ZM69 107V106H68ZM67 107V108H68ZM79 107V106H78ZM93 107V106H92ZM112 107V106H111ZM154 107V108H155ZM183 107V106H182ZM45 108V107H44ZM49 108H50V106H49ZM54 108V107H53ZM55 108H57V106L55 107ZM54 108V109H55ZM62 108V107H61ZM60 107H59V109H61ZM114 108V107H113ZM141 108H142V106H141ZM150 108V107H149ZM152 108V107H151ZM227 108V107H226ZM53 109V110H54ZM93 109V108H92ZM91 109V110H92ZM103 109V108H102ZM112 109V108H111ZM114 109V110H115ZM123 109V112L125 111L126 112V110H124ZM143 109H144V107H143ZM157 109V108H156ZM224 109V108H223ZM231 109V108H230ZM229 109V110H230ZM44 110V109H43ZM43 110H41V111H43ZM47 110V109H46ZM56 110H58V108L56 109ZM79 110V109H78ZM85 110H86V107H85ZM85 110H83V111H85ZM95 110V109H94ZM162 110V111H163ZM191 110V109H190ZM219 110V109H218ZM51 111H52V109H51ZM50 110H49V113L51 112ZM68 111H69V109H68ZM87 111V110H86ZM101 111V110H100ZM194 111H196V109L194 110ZM54 112V111H53ZM53 112H51V113H53ZM61 112V111H60ZM75 112V111H74ZM81 112V111H80ZM105 112V111H104ZM112 112V111H111ZM115 112V111H114ZM120 112V111H119ZM123 112H121L122 114H123ZM140 112H141V110H140ZM151 112V111H150ZM157 112V111H156ZM155 112V113H156ZM166 112V111H165ZM192 112V111H191ZM220 112H222V111H220ZM39 113V112H38ZM63 113H64V110H63ZM68 113V112H67ZM85 113V112H84ZM154 113V114H155ZM159 113V112H158ZM98 114V113H97ZM114 114V113H113ZM120 113H118V114H116V115H119ZM121 114V115H122ZM141 114H143V113H141ZM147 114V113H146ZM145 114V115H146ZM170 114V113H169ZM191 114V113H190ZM52 115V114H51ZM79 115V114H78ZM83 115V114H82ZM87 115H89V113L87 114ZM121 115H120V117H121ZM126 115V114H125ZM139 115V114H138ZM137 115V116H138ZM160 115V114H159ZM168 115V114H167ZM186 115V114H185ZM230 115V114H229ZM65 116V115H64ZM85 116V115H84ZM89 116H91V115H89ZM88 116V117H89ZM141 116V115H140ZM143 116V115H142ZM44 117V116H43ZM93 116H91V118H92ZM98 117V116H97ZM104 117V116H103ZM123 117H125V116H123ZM129 118H131L130 116H128ZM136 116H134L132 119L134 120V118H135ZM157 117V116H156ZM185 117V116H184ZM218 117H219V111H217L216 109H215V105L214 106H208L205 110H203L202 112H197L195 115H191V116H186L185 118H184V122L187 124V125H189V127L191 126V128H194V129H199V132L200 131H202L203 133H208L209 131H211L212 129H213V127H215V124L213 123V120H216V119H218ZM50 118V117H49ZM90 118V117H89ZM117 118V117H116ZM126 118H127V116H126ZM148 118V117H147ZM183 118V117H182ZM42 120H43V118H41ZM85 119H86V117H85ZM99 119V118H98ZM102 119V118H101ZM104 119V118H103ZM128 119V118H127ZM131 119V121H133ZM159 119V118H158ZM161 119V118H160ZM179 119V118H178ZM210 119H212V121H209V123H207L206 124V122H208L207 120H210ZM51 120H53V119H51ZM66 120V119H65ZM79 120V119H78ZM117 121H118V119H116ZM125 120V119H124ZM130 120V119H129ZM145 120L147 121V119L145 118ZM152 120V119H151ZM173 120V119H172ZM175 120V119H174ZM41 121V120H40ZM93 121V120H92ZM95 121V120H94ZM121 121V120H120ZM141 121V120H140ZM149 121V120H148ZM147 121V122H148ZM163 121V120H162ZM165 121V120H164ZM169 121V120H168ZM177 121H179V120H177ZM91 122V121H90ZM96 122H98V121H96ZM95 122V123H96ZM116 122V121H115ZM135 122V121H134ZM138 122V121H137ZM157 122H158V120H157ZM157 122H155V123H157ZM176 122V121H175ZM180 122V121H179ZM215 122V121H214ZM2 123V122H1ZM63 123H64V121H63ZM105 123H106V121H105ZM126 123V122H125ZM129 123V122H128ZM161 123H163V122H161ZM177 123V122H176ZM69 124V123H68ZM79 124V123H78ZM93 124V123H92ZM91 124V125H92ZM107 124V123H106ZM143 124H144V122H143ZM169 124V123H168ZM171 124H173V123H171ZM178 124V123H177ZM182 124V123H181ZM180 124V125H181ZM2 125V124H1ZM56 125V124H55ZM77 125V124H76ZM95 125V124H94ZM98 125V124H97ZM120 125V124H119ZM130 125V124H129ZM128 125V126H129ZM131 125H134V123L132 124L131 123ZM130 125V126H131ZM140 125V124H139ZM138 125V126H139ZM142 125V124H141ZM166 125V124H165ZM164 125V126H165ZM176 125V124H175ZM184 125V124H183ZM182 125V126H183ZM186 125V126H187ZM217 125V124H216ZM85 126V125H84ZM112 126H115V125H112ZM148 126V125H147ZM151 126V125H150ZM149 126V127H150ZM158 126V125H157ZM160 126V125H159ZM163 126V127H164ZM222 126V125H221ZM4 127V128H3ZM2 128V130H4L5 129V126H3ZM56 127V126H55ZM67 127V126H66ZM71 127H72V125H71ZM79 127V126H78ZM87 127V126H86ZM122 127V126H121ZM120 127V128H121ZM140 127V126H139ZM162 127V128H163ZM170 127V126H169ZM172 127V126H171ZM180 127V126H179ZM220 127V126H219ZM47 128V127H46ZM70 128V127H69ZM74 128V127H73ZM92 128V127H91ZM102 128V127H101ZM107 128V127H106ZM112 128V127H111ZM116 128H118V127H116ZM115 128V129H116ZM129 128V127H128ZM141 128V127H140ZM159 128V127H158ZM164 128H166V126L164 127ZM188 128V127H187ZM48 129V128H47ZM65 129V128H64ZM109 129V128H108ZM119 129V128H118ZM160 129V128H159ZM173 129H174V126H173ZM45 130V129H44ZM48 130H50V129H48ZM56 130H57V128H56ZM93 130H94V128H93ZM104 130V129H103ZM121 130V129H120ZM122 130H123V128H122ZM142 130H144V129H142ZM148 130V129H147ZM150 130V129H149ZM151 130H152V128H151ZM177 130V129H176ZM178 130H180V129H178ZM186 130V129H185ZM5 131V130H4ZM38 131H39V133H38ZM60 131V130H59ZM58 130H57V132H59ZM68 131H70V130H68ZM109 131V130H108ZM159 131H161V130H159ZM158 131V132H159ZM163 131V130H162ZM161 131V132H162ZM170 132H171V130H169ZM169 131H166V132H169ZM221 131V130H220ZM0 132H2L1 130H0ZM44 132V131H43ZM56 132V131H55ZM63 132V131H62ZM83 132H85V131H83ZM99 132V131H98ZM113 131H111L110 133H112ZM121 132V131H120ZM133 132V131H132ZM183 132H184V130H183ZM186 132V131H185ZM184 132V133H185ZM196 132V131H195ZM3 133V132H2ZM4 133H6V131L4 132ZM3 133V134H4ZM46 133V132H45ZM49 134L51 133V132H48ZM47 133V134H48ZM61 133V132H60ZM65 133V132H64ZM69 133V132H68ZM97 133V132H96ZM116 133H118V132H116ZM124 133V132H123ZM140 133V132H139ZM144 133V132H143ZM150 133V132H149ZM149 133H148V135H149ZM172 133V132H171ZM190 133V132H189ZM198 133V132H197ZM201 133V132H200ZM209 133H211V132H209ZM54 134V133H53ZM63 134V133H62ZM67 134V133H66ZM66 134H65V136H66ZM79 134H81V133H79ZM84 134V133H83ZM87 134V133H86ZM136 134V133H135ZM191 134V133H190ZM45 135V134H44ZM96 135V134H95ZM115 135V134H114ZM137 135V134H136ZM136 135H135V137H136ZM150 135H152V134H150ZM193 135V134H192ZM198 135H199V133H198ZM197 135V136H198ZM201 135H202V133H201ZM211 135V134H210ZM218 135V134H217ZM72 136V135H71ZM92 136V135H91ZM128 136V135H127ZM154 136V135H153ZM153 136H151V137H153ZM157 136H160L159 134L157 135ZM164 136H166V135H164ZM194 136V135H193ZM192 136V137H193ZM221 136V135H220ZM224 136V135H223ZM40 137H43L42 135L40 136ZM59 137V136H58ZM60 137H62L61 135H60ZM110 137V136H109ZM133 137V136H132ZM144 137V136H143ZM174 137V136H173ZM176 137H177V135H176ZM204 137V136H203ZM206 137V136H205ZM222 137V136H221ZM221 137H219V141H222L221 140ZM4 138H6V136L4 137ZM3 138V139H4ZM49 137H47V139H48ZM54 138H56V136L54 137ZM65 138V137H64ZM105 138V137H104ZM120 138V137H119ZM123 138V137H122ZM121 138V139H122ZM147 138V137H146ZM162 138V137H161ZM180 138V137H179ZM184 138V137H183ZM191 138V137H190ZM201 138V137H200ZM42 139H44V137L42 138ZM51 139V138H50ZM53 139V138H52ZM66 139V138H65ZM79 139V138H78ZM93 139V138H92ZM106 139V138H105ZM126 139H128V138H126ZM153 139V138H152ZM69 140V139H68ZM114 140H115V138H114ZM125 140V139H124ZM144 140V139H143ZM184 140V139H183ZM182 140V141H183ZM208 140V139H207ZM216 140V139H215ZM53 140H51V142H52ZM55 141V140H54ZM54 141H53V143H54ZM126 141V140H125ZM140 141V140H139ZM162 141V140H161ZM171 141V140H170ZM198 141V140H197ZM84 142V141H83ZM102 142V141H101ZM116 142V141H115ZM122 142V141H121ZM133 142V141H132ZM185 142V141H184ZM215 142V141H214ZM48 143V142H47ZM50 143V142H49ZM169 143V142H168ZM207 143V142H206ZM58 144V143H57ZM60 144V143H59ZM67 144V143H66ZM81 144V143H80ZM114 144V143H113ZM130 144V143H129ZM132 144V143H131ZM139 144H141V143H139ZM144 144V143H143ZM163 144V143H162ZM191 144V143H190ZM208 144V143H207ZM222 144V143H221ZM50 145H52V143L50 144ZM62 146H63V144H61ZM119 145H121V144H119ZM118 144H117V147L119 146ZM151 145V144H150ZM152 145H153V143H152ZM155 145V144H154ZM211 145V144H210ZM60 146V145H59ZM68 146V145H67ZM133 146H134V144H133ZM138 146V145H137ZM143 146V145H142ZM160 146H162V145H160ZM200 146V145H199ZM203 146H204V144H203ZM70 147V146H69ZM122 147H124V146H122ZM148 147V146H147ZM169 147V146H168ZM185 147V146H184ZM183 147V148H184ZM189 147V146H188ZM55 148H57V147H55ZM59 148V147H58ZM62 148V147H61ZM70 148H72V147H70ZM116 148V147H115ZM119 148V147H118ZM134 148H136V147H134ZM138 148H141L140 146L138 147ZM161 148V147H160ZM165 148V147H164ZM178 148V147H177ZM200 148V147H199ZM205 148V147H204ZM207 148V147H206ZM7 148H5V150L4 151H7L8 150ZM46 149L47 148H45V151H46ZM50 149H52V147H50ZM49 149V150H50ZM83 149V148H82ZM171 149V148H170ZM173 149H175V148H173ZM197 149V148H196ZM210 149V148H209ZM59 149H54L53 151L51 150L50 152H52L51 153V155L50 156H52V158H54L55 157V159L57 158V156L59 157V156H61V155H63L62 154V152L59 150ZM63 150H64V148H63ZM67 150H69V149H67ZM66 150V151H67ZM73 150H74V148H73ZM118 150V149H117ZM121 150V149H120ZM133 150V149H132ZM147 150V149H146ZM164 150V149H163ZM182 150H186V149H182ZM193 150H194V148H193ZM192 150V151H193ZM201 151H202V148L200 149ZM4 151H2L4 154L5 153H7V152H4ZM48 151V150H47ZM104 151V150H103ZM108 151V150H107ZM123 151V150H122ZM142 151V150H141ZM152 151V150H151ZM200 151V152H201ZM206 151V150H205ZM208 151V150H207ZM49 152V153H50ZM65 152V151H64ZM121 152V151H120ZM126 152V151H125ZM146 152V151H145ZM158 152V151H157ZM164 152V151H163ZM162 152V153H163ZM168 152V151H167ZM171 152H173V151H171ZM175 152V151H174ZM181 152V151H180ZM197 153H198V151H196ZM212 152V151H211ZM97 153V152H96ZM136 153V152H135ZM153 153V152H152ZM48 154V153H47ZM65 154V153H64ZM75 154V153H74ZM77 154H79V153H77ZM85 154H87V153H85ZM102 154V153H101ZM131 154V153H130ZM212 154H213V152H212ZM43 155H44V152H43ZM70 155V154H69ZM83 155V154H82ZM136 155V154H135ZM140 155V154H139ZM165 155H167V153L165 154ZM171 155L173 156V154L171 153ZM189 155V154H188ZM201 155V154H200ZM208 155V154H207ZM207 155H206V157H207ZM5 156H8V154L7 155H4V158H2V159H6L5 158ZM50 156H47V157H49V158H51ZM77 156V155H76ZM109 156V155H108ZM133 156V155H132ZM161 156V155H160ZM199 156V155H198ZM61 157H63V156H61ZM118 157V156H117ZM125 157V156H124ZM128 157V156H127ZM126 157V158H127ZM137 157V156H136ZM142 157V156H141ZM175 157V156H174ZM182 157V156H181ZM197 157V156H196ZM210 157V156H209ZM10 158V157H9ZM41 158H42V160H41ZM68 158V157H67ZM97 158V157H96ZM104 158H106L105 156H104ZM123 158V157H122ZM146 158V157H145ZM144 158V159H145ZM160 158V157H159ZM162 158V157H161ZM193 158V157H192ZM212 158H213V156H212ZM46 159V158H45ZM58 159V158H57ZM75 159V158H74ZM78 159V158H77ZM109 159V158H108ZM118 159V158H117ZM125 159V158H124ZM188 159V158H187ZM187 159H185V160H187ZM203 159V158H202ZM209 159V158H208ZM47 160H49V159H47ZM60 160V159H59ZM90 160V159H89ZM115 160V159H114ZM130 160V159H129ZM171 160H173V159H171ZM170 160V161H171ZM178 160H179V158H178ZM177 160V161H178ZM183 160V159H182ZM15 161H12V162H14L15 163ZM64 161V160H63ZM95 161V160H94ZM94 161H92V162H94ZM122 161V160H121ZM124 161H126V160H124ZM160 161H161V159H160ZM168 161V160H167ZM193 161V160H192ZM200 161V160H199ZM48 162V161H47ZM51 162V161H50ZM55 162V161H54ZM53 162V163H54ZM60 162V161H59ZM73 162H74V160H73ZM104 162H105V160H104ZM109 162V161H108ZM141 162V161H140ZM146 162V161H145ZM152 162V161H151ZM155 162V161H154ZM159 162V161H158ZM172 162V161H171ZM87 163V162H86ZM119 163V162H118ZM131 163V162H130ZM157 163V162H156ZM201 163V162H200ZM50 165H51V163H49ZM69 164V163H68ZM78 164V163H77ZM114 164V163H113ZM150 164V163H149ZM161 164V163H160ZM163 164V163H162ZM166 164V163H165ZM178 164V163H177ZM210 164V163H209ZM3 165V164H2ZM49 165V166H50ZM56 165V164H55ZM132 165V164H131ZM150 165H152V164H150ZM173 165V164H172ZM184 165V164H183ZM197 165V164H196ZM5 166V165H4ZM9 166H11V165H9ZM12 166L14 167V164H12ZM60 166V165H59ZM64 166V165H63ZM115 166H117V165H115ZM135 166V165H134ZM161 166V165H160ZM170 166V165H169ZM209 166V165H208ZM13 167H10V169H12ZM52 167V166H51ZM66 167V166H65ZM96 167V166H95ZM119 167H121V166H119ZM118 167V168H119ZM129 167H130V165H129ZM143 167V166H142ZM151 167V166H150ZM167 167V166H166ZM186 167V166H185ZM188 167V166H187ZM190 167V166H189ZM4 168V167H3ZM118 168H116L117 170H119ZM124 168V167H123ZM141 168V167H140ZM168 168V167H167ZM14 169V168H13ZM90 169H91V167H90ZM125 169V168H124ZM137 169V168H136ZM165 169V168H164ZM169 169V168H168ZM182 169V168H181ZM208 169H211V168H208ZM1 170V169H0ZM3 171H5V169H2ZM8 170V169H7ZM15 170V169H14ZM54 170V169H53ZM96 170V169H95ZM125 170H127V169H125ZM170 170H172V169H170ZM177 170V169H176ZM179 170V169H178ZM213 170V169H212ZM3 171L1 172V173H3ZM10 171V170H9ZM9 171H8V174H10L9 173ZM64 171H65V169H64ZM69 171V170H68ZM70 171H72V170H70ZM79 171H80V169H79ZM105 171H107V170H105ZM105 171H103V172H105ZM131 171V170H130ZM135 171V170H134ZM165 171V170H164ZM167 171V170H166ZM175 170H173V172H174ZM191 171V170H190ZM207 171V170H206ZM125 172V171H124ZM141 172V171H140ZM148 172V171H147ZM180 172V171H179ZM182 172V171H181ZM185 172V171H184ZM195 172V171H194ZM212 172V171H211ZM12 173V172H11ZM59 173V172H58ZM57 173V174H58ZM62 173V172H61ZM86 173V172H85ZM112 173V172H111ZM117 173V172H116ZM126 173V172H125ZM124 173V174H125ZM142 173V172H141ZM140 173V174H141ZM146 173V172H145ZM150 173V172H149ZM158 173V172H157ZM167 173H168V171H167ZM176 173V172H175ZM196 173V172H195ZM210 173V172H209ZM214 173V172H213ZM5 175H6V173H4ZM4 174H2L3 176H4ZM13 174V173H12ZM21 174H19V175H21ZM56 174V173H55ZM60 174V173H59ZM65 174V173H64ZM119 174V173H118ZM138 174V173H137ZM143 174V173H142ZM172 174V173H171ZM183 174V173H182ZM186 174V173H185ZM219 174V173H218ZM16 175V174H15ZM15 175H12V176H15ZM69 175V174H68ZM77 175V174H76ZM114 175V174H113ZM133 176H134V174H132ZM174 175V174H173ZM187 175V174H186ZM199 175V174H198ZM202 175V174H201ZM220 175V174H219ZM218 175V176H219ZM10 176V175H9ZM9 176H7L6 178H8L9 179ZM63 176V175H62ZM71 176V175H70ZM69 176V177H70ZM88 176H90V175H88ZM108 176V175H107ZM126 176V175H125ZM124 176V177H125ZM130 176V175H129ZM128 176V177H129ZM136 176V175H135ZM142 176V175H141ZM210 176V175H209ZM11 177V176H10ZM57 177V176H56ZM102 177V176H101ZM120 177V176H119ZM157 177V176H156ZM177 177V176H176ZM5 178V179H6ZM55 178V177H54ZM74 178V177H73ZM79 178V177H78ZM81 178V177H80ZM97 178V177H96ZM107 178V177H106ZM158 178V177H157ZM162 178H163V176H162ZM178 178V177H177ZM183 178V177H182ZM181 178V179H182ZM220 178V177H219ZM238 178V177H237ZM5 179H3V180H5ZM61 179V178H60ZM67 179V178H66ZM82 179V178H81ZM81 179H79V180H81ZM87 179V178H86ZM124 179V178H123ZM135 179H136V177H135ZM138 179V178H137ZM143 179V178H142ZM154 179V178H153ZM175 179V178H174ZM193 179V178H192ZM191 179V180H192ZM222 178H220V180H221ZM1 180V179H0ZM10 180V179H9ZM63 180H65V179H63L62 178V181ZM68 180V179H67ZM74 180H76V179H74ZM140 180V179H139ZM162 180V179H161ZM195 180H197V179H195ZM82 181V180H81ZM133 182H134V180H132ZM3 182V181H2ZM2 182H0V184L2 183ZM68 182V181H67ZM74 182V181H73ZM79 181H77V183H78ZM99 182V181H98ZM117 182V181H116ZM118 182H120V180L118 181ZM138 182V181H137ZM140 182V181H139ZM174 182V183H173ZM222 182V181H221ZM224 182V181H223ZM227 182V181H226ZM225 182V183H226ZM232 182V181H231ZM230 182V183H231ZM236 182H237V180H236ZM235 182V183H236ZM5 183H6V181H5ZM72 183V182H71ZM125 183V182H124ZM238 183V182H237ZM236 183V184H237ZM65 184V183H64ZM81 184H82V182H81ZM85 184V183H84ZM123 184V183H122ZM133 184V183H132ZM142 184V183H141ZM145 184L147 185V182H145ZM160 184V183H159ZM183 184V183H182ZM239 184V183H238ZM60 185V184H59ZM75 185H77V184H75ZM112 185V184H111ZM125 185V184H124ZM124 185H122V186H124ZM129 185H131V183L129 184ZM150 185V184H149ZM216 185V184H215ZM214 185V186H215ZM230 185V184H229ZM232 185H234V183L232 184ZM3 186V185H2ZM7 186V185H6ZM11 186H9V187H11ZM14 187H15V185H13ZM88 186H90V185H88ZM114 186V185H113ZM126 186V185H125ZM132 186V185H131ZM135 186V185H134ZM133 186V188H135ZM145 186V185H144ZM183 186V185H182ZM222 186H223V184H222ZM61 187V186H60ZM65 187H67V186H65ZM74 187V186H73ZM72 187V188H73ZM78 187V186H77ZM76 187V188H77ZM81 187H83V186H81ZM87 187V186H86ZM100 187V186H99ZM149 187V186H148ZM151 187V186H150ZM153 187V186H152ZM162 187V186H161ZM226 187V186H225ZM228 187V186H227ZM226 187V188H227ZM64 188V187H63ZM70 188V187H69ZM72 188H70V189H72ZM80 188V187H79ZM79 188L77 189V190H79ZM91 188V187H90ZM90 188H88V189H90ZM125 188V187H124ZM132 188V189H133ZM194 188V187H193ZM233 188H235V187H233ZM232 188V189H233ZM21 189H22V191H21ZM75 189V188H74ZM83 189H85V187L83 188ZM87 189V188H86ZM93 189V188H92ZM128 189H131V187L130 188H128ZM131 189V190H132ZM147 189V188H146ZM219 189V188H218ZM16 190L18 191V194H17V192H16ZM174 190V189H173ZM225 190V189H224ZM224 190H223V192H224ZM238 190H239V188H238ZM70 191V190H69ZM120 191V190H119ZM219 191H222V190H219ZM61 192H63V191H61ZM66 192H67V190H66ZM74 193H75V191H73ZM85 192V191H84ZM94 192V191H93ZM113 192V191H112ZM111 192V193H112ZM121 192V191H120ZM119 192V193H120ZM124 192V191H123ZM174 192V191H173ZM228 192V191H227ZM21 193V194H20ZM70 193V192H69ZM103 193V192H102ZM229 193V192H228ZM65 194V193H64ZM67 194V193H66ZM73 194V193H72ZM80 194V193H79ZM90 194V193H89ZM116 194V193H115ZM122 194V193H121ZM125 194V196H127L126 195V193H124ZM188 194H189V192H188ZM213 194V193H212ZM226 194V193H225ZM231 194V193H230ZM241 194V193H240ZM8 195H10V194H8ZM71 195V194H70ZM69 195V196H70ZM118 195V194H117ZM123 195V194H122ZM132 195V196H131ZM151 196L153 199H154V201L156 202L155 203V206L157 207L156 209H158V211L156 210H154V211H152L153 209H151L152 207L151 206H149V203H150V201H149V198H148V196ZM81 196V195H80ZM90 196V195H89ZM95 196V195H94ZM129 196H128V199H129ZM169 196H171V195H169ZM239 196V195H238ZM66 197V196H65ZM93 197V196H92ZM96 197V196H95ZM100 197H102V196H100ZM115 197H117V196H115ZM115 197H114V199H115ZM122 197V196H121ZM176 197V196H175ZM191 197V196H190ZM235 197V196H234ZM15 198V197H14ZM67 198V197H66ZM105 198V197H104ZM113 198V197H112ZM94 199H96V198H94ZM124 199V198H123ZM126 199V198H125ZM132 199V198H131ZM176 199V198H175ZM185 199V198H184ZM235 199V198H234ZM238 199V198H237ZM237 199H235V200H237ZM183 200V199H182ZM6 201V200H5ZM118 201V200H117ZM116 201V202H117ZM125 201V200H124ZM127 201V200H126ZM129 201V200H128ZM218 201V200H217ZM3 202V201H2ZM118 202H120V201H118ZM131 202V201H130ZM129 202V203H130ZM213 202V201H212ZM220 202V201H219ZM233 202V201H232ZM238 202V201H237ZM5 202H3L2 204H4ZM134 203H136V202H134ZM215 203V202H214ZM152 204V203H151ZM168 204V203H167ZM213 204V203H212ZM216 204V203H215ZM219 204V203H218ZM229 204V203H228ZM71 205H73V207L75 206V208H73V209H76L75 211L72 209V206ZM133 205V204H132ZM233 205V204H232ZM243 205V204H242ZM229 206V205H228ZM240 206V205H239ZM238 206V207H239ZM3 207V206H2ZM133 207V206H132ZM149 207H150V209H149ZM170 207V206H169ZM245 207V206H244ZM168 208V207H167ZM36 209V208H35ZM34 209V210H35ZM206 210V209H205ZM35 211H37V210H35ZM166 211V210H165ZM164 211V212H165ZM175 211V210H174ZM6 212V211H5ZM34 212V211H33ZM39 212V211H38ZM167 213V212H166ZM241 213V212H240ZM40 214H41V212H40ZM39 214V215H40ZM230 214V213H229ZM29 215V216H28ZM206 215V214H205ZM217 215V214H216ZM219 215V214H218ZM231 215H233V214H231ZM43 216V215H42ZM168 216V215H167ZM175 216V215H174ZM207 216V215H206ZM234 216V215H233ZM242 216V215H241ZM41 217V216H40ZM40 217H39V219H40ZM210 217H211V215H210ZM215 217V216H214ZM45 218V217H44ZM60 219V220H58V219ZM209 218V217H208ZM227 218V217H226ZM252 218V217H251ZM214 219V218H213ZM216 219V218H215ZM217 219H218V217H217ZM221 219H222V217H221ZM237 219V218H236ZM257 219V218H256ZM25 220V221H24ZM28 220V219H27ZM29 220H30V218H29ZM36 220V219H35ZM219 220V219H218ZM235 220V219H234ZM238 220V219H237ZM18 221V220H17ZM19 221H20V219H19ZM22 221L24 222V224L25 225H28V223H27V221H26V219H22ZM44 221V220H43ZM163 221V220H162ZM195 221V220H194ZM205 221V220H204ZM215 221V220H214ZM256 221V220H255ZM254 221V222H255ZM16 222V221H15ZM22 222V223H23ZM30 222H31V220H30ZM36 222V221H35ZM60 223V224H58L57 225V223ZM175 222V221H174ZM198 222V221H197ZM207 222H208V220H207ZM206 221H205V223H207ZM239 222V221H238ZM34 223V222H33ZM32 223V224H33ZM18 224V223H17ZM30 225H32L31 223H29ZM191 224V223H190ZM199 224V223H198ZM213 224H215V222L213 223ZM29 225V226H30ZM34 225V224H33ZM56 225H57V227H59V228H57L56 227ZM189 225V224H188ZM192 225V224H191ZM206 225V224H205ZM18 226H19V224H18ZM29 226H27V228L29 227ZM171 226V225H170ZM180 226V225H179ZM183 226V225H182ZM190 226V225H189ZM207 226H208V224H207ZM214 226V225H213ZM219 226V225H218ZM244 226V225H243ZM243 226H240V227H243ZM7 227H6V229L5 230H7ZM66 227H65V229H66ZM168 227V226H167ZM174 227H175V225H174ZM184 227V226H183ZM193 227H194V225H193ZM196 227H197V225H196ZM254 227V226H253ZM18 228V227H17ZM19 228H21V226L19 227ZM31 228V227H30ZM33 229H35L34 228V226L32 227ZM192 228V227H191ZM202 228H204V226L202 227ZM218 228H220V227H218ZM264 228V227H263ZM190 229V228H189ZM193 229V228H192ZM197 229V228H196ZM213 229V228H212ZM222 229V228H221ZM220 229V230H221ZM224 229V228H223ZM233 229H234V227H233ZM237 229V228H236ZM22 230H23V228H22ZM31 230V229H30ZM170 230V229H169ZM171 230H172V228H171ZM194 230V229H193ZM247 230V229H246ZM3 231V230H2ZM25 231V230H24ZM28 231V230H27ZM189 231V230H188ZM191 231V230H190ZM202 231V230H201ZM208 231V230H207ZM217 231V230H216ZM245 231V230H244ZM5 232V231H4ZM181 232V231H180ZM179 232V233H180ZM187 232V231H186ZM194 232V231H193ZM210 232V231H209ZM208 232V233H209ZM215 232V231H214ZM3 233V232H2ZM24 233V232H23ZM52 233V234H51ZM60 233V232H59ZM184 233V232H183ZM217 233V232H216ZM222 233V232H221ZM249 233V232H248ZM255 233H256V231H255ZM66 234V233H65ZM213 234V233H212ZM211 234V235H212ZM220 234V233H219ZM25 235H26V233H25ZM184 234H182V236H183ZM204 235V234H203ZM206 235V234H205ZM210 235V234H209ZM254 235V234H253ZM256 235V234H255ZM2 236V235H1ZM34 238H33V237ZM198 236V235H197ZM26 237V236H25ZM187 237V236H186ZM189 237V236H188ZM216 237V236H215ZM253 237V236H252ZM258 237V236H257ZM51 238V237H50ZM49 238V239H50ZM60 238V237H59ZM58 238V239H59ZM62 238H64V237H62ZM61 238V239H62ZM196 238V237H195ZM209 238V237H208ZM254 238V237H253ZM263 238V237H262ZM1 239V238H0ZM3 239V238H2ZM52 239H54V238H52ZM58 239H57V241H58ZM171 239V238H170ZM211 239V238H210ZM63 240V239H62ZM61 240V241H62ZM186 240V239H185ZM208 240V239H207ZM260 240H263V239H260ZM260 240H252V241H249V243L247 244V251H248V257H247V260L249 261V262H253V263H256V264H263L262 262L263 261H261V259L259 258V251H260V249L262 248V247H264L263 246V244H262V242L260 241ZM65 241H67V240H65ZM65 241H63L64 243H65ZM69 241V242H70ZM184 241V240H183ZM191 241H193V240H191ZM215 241V240H214ZM243 241V240H242ZM59 242V241H58ZM177 242V241H176ZM188 242V241H187ZM218 242H220V241H218ZM172 243H173V241H172ZM182 243V242H181ZM185 243V242H184ZM207 243V242H206ZM243 243V242H242ZM27 244V243H26ZM68 244V243H67ZM177 244V243H176ZM187 244V243H186ZM218 245H219V243H217ZM246 244V243H245ZM167 245V244H166ZM208 245V244H207ZM68 246V245H67ZM182 246V245H181ZM204 246V245H203ZM202 245H201V247H203ZM69 247V246H68ZM67 247V248H68ZM71 247V246H70ZM167 247V246H166ZM192 247V246H191ZM200 247V248H201ZM208 247V246H207ZM216 247V246H215ZM241 247V246H240ZM20 248H22V247H20ZM25 248V247H24ZM168 248V247H167ZM13 249V248H12ZM149 249V248H148ZM176 249V248H175ZM180 249H182V248H180ZM179 249V250H180ZM217 249V248H216ZM4 250V249H3ZM14 250V249H13ZM42 250V249H41ZM79 250V249H78ZM77 250V251H78ZM150 250V249H149ZM172 250V249H171ZM185 250V249H184ZM194 250V249H193ZM213 250H215V249H213ZM8 251V250H7ZM43 251V250H42ZM52 251V252H53ZM73 251V250H72ZM202 251V250H201ZM240 251V250H239ZM10 252H12V251H9L8 252V254H5V255H7V264H19V262L17 261V260H15V256H13L12 255V253H10ZM40 252V251H39ZM44 252V251H43ZM65 252V251H64ZM148 252V251H147ZM167 252V251H166ZM171 252V251H170ZM208 252V251H207ZM2 253H3V251H2ZM41 253V252H40ZM68 253V252H67ZM72 253V252H71ZM149 253V252H148ZM173 253V252H172ZM175 253V252H174ZM76 254V253H75ZM154 254V253H153ZM158 254V253H157ZM169 254V253H168ZM178 254V253H177ZM219 254V253H218ZM43 255H44V253H43ZM78 255V254H77ZM185 255V254H184ZM208 255H210V254H208ZM242 255V254H241ZM37 256V255H36ZM63 256H65V255H63ZM67 256V255H66ZM68 256H69V254H68ZM72 256H74V255H72ZM179 256H180V254H179ZM212 256V255H211ZM216 256V255H215ZM1 257V256H0ZM69 257H71V254H70V256ZM148 257V256H147ZM166 257H167V255H166ZM169 257V256H168ZM217 257H218V255H217ZM222 257V256H221ZM241 257V256H240ZM262 257V256H261ZM63 259H64V257H62ZM62 258L60 259L59 258V260H61V261H63L62 260ZM65 258H68V257H65ZM73 258V257H72ZM72 258H68V262H67V259H66V261H65V263L67 262L68 264H79V261H81V260H72ZM78 258V259H79ZM171 258V257H170ZM173 258V257H172ZM177 258V257H176ZM183 258V257H182ZM186 258V257H185ZM184 258V259H185ZM31 260H30V262H32V259H33V257H31L30 258ZM51 259H53V258H51ZM71 259V260H70ZM214 259H216V258H214ZM58 260V259H57ZM70 260V261H69ZM189 260V259H188ZM241 260V259H240ZM239 260V261H240ZM246 260V261H247ZM43 261V260H42ZM164 262H165V260H163ZM167 261H169L168 259H167ZM60 262V261H59ZM64 262V261H63ZM111 262V261H110ZM177 262H179V261H177ZM213 262V261H212ZM215 262V261H214ZM1 263V262H0ZM58 263V262H57ZM66 263V264H67ZM81 264H82V262H80ZM84 263V264H85ZM143 263V262H142ZM161 263V262H160ZM184 263V262H183ZM186 263V262H185ZM184 263V264H185ZM247 263V262H246ZM38 264V263H37ZM158 264V263H157ZM165 264V263H164ZM201 264V263H200ZM245 264V263H244Z\"/></svg>",
    "mask_w": 264,
    "mask_h": 264
}]
</instances>
